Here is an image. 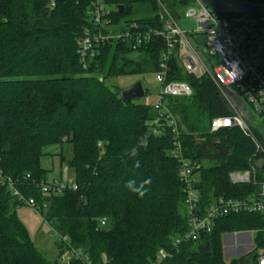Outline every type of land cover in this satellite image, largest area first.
<instances>
[{"label":"trees","instance_id":"trees-1","mask_svg":"<svg viewBox=\"0 0 264 264\" xmlns=\"http://www.w3.org/2000/svg\"><path fill=\"white\" fill-rule=\"evenodd\" d=\"M92 1L0 0V174L5 181L0 183V264H80L77 258L50 262L40 255L15 216L22 203L8 180L34 199V210L58 237L60 253H77L89 264H152L159 250L167 253L160 264H244V258L224 261L221 236L263 229L262 218H221L212 233L173 246L187 230L175 141L183 158L199 166L193 179L198 174L194 187L202 205L213 196L241 195L244 187L231 185L228 175L247 169L254 153L252 141L238 128L210 132L212 118L230 114L215 83L184 74L172 61L169 79L186 82L192 93L163 99L160 110L139 101L123 103L121 89L106 84L158 71L163 41L153 36L137 44L135 37L161 29L160 5L178 20L177 7L188 0H101L108 12L103 34L128 32L131 40L100 43L82 68L79 49L86 32L93 31ZM159 112L176 120L177 138L168 119L156 123ZM63 143L70 147V158L63 161L73 182L42 192L41 183L51 186L40 168L42 148ZM147 177L152 182L143 198L124 187L127 179Z\"/></svg>","mask_w":264,"mask_h":264},{"label":"built area","instance_id":"built-area-1","mask_svg":"<svg viewBox=\"0 0 264 264\" xmlns=\"http://www.w3.org/2000/svg\"><path fill=\"white\" fill-rule=\"evenodd\" d=\"M191 1L192 7L181 13L180 19L170 16L165 7L159 6L162 11V27L160 30L147 31L144 36L137 35L136 42L149 41L155 36L163 41V49L157 64L158 71L154 74V81L158 84L159 102L154 105L157 110L162 109V100L168 97H188L191 87L184 81L169 79L172 61L182 69L184 74L200 78L209 77L216 85L232 89L239 97L245 111L239 113L231 108L230 114L220 116L210 122V132L238 128L254 145V153L248 159V168L244 171L231 172L228 179L233 186L244 187L236 196H213L207 204L202 205L201 196L194 187L193 171L199 166L192 167L181 153L179 141H175L173 156L180 164L179 176L184 186V217L186 219V232L174 239L173 246L178 247L182 242L197 241L201 235L210 234L215 229L216 222L228 216H254L264 220V149L259 143L256 131L258 125L264 130V16L235 15L221 17L197 0ZM101 0H93L90 5L92 15L91 26L93 31H87L81 47L79 57L82 68H85L88 59L93 57L96 47L100 43L117 38L131 40L127 32L122 36L103 34V24H107L104 17L108 14L100 4ZM253 3H264V0H250ZM188 19L194 25L192 29L184 31L180 27V20ZM134 29L137 27L133 26ZM204 35L207 39L209 54L219 56V67L208 66L201 58L195 42L190 37ZM142 39V40H141ZM136 45L133 46L135 48ZM217 86V85H216ZM168 119L173 132L178 137L176 120L171 115L159 112L158 121ZM257 129V130H256ZM260 162L258 164L257 162ZM65 179V178H64ZM0 174V183H4ZM12 195L22 204L34 209L36 203L33 198L20 194L11 181H7ZM42 192L59 190L63 186L39 185ZM76 189V187H73ZM237 193V194H240ZM101 225L105 220L100 221ZM264 233L263 229L234 232L232 235H245L248 238V250L245 254L244 264H264V240L259 245L254 244V238ZM66 243V238H61ZM80 260V264H89L88 259L72 252ZM167 257V253L159 250L156 261L160 264ZM239 259V258H238Z\"/></svg>","mask_w":264,"mask_h":264},{"label":"rangeland","instance_id":"rangeland-1","mask_svg":"<svg viewBox=\"0 0 264 264\" xmlns=\"http://www.w3.org/2000/svg\"><path fill=\"white\" fill-rule=\"evenodd\" d=\"M192 2L187 1L186 5L177 7L182 13L189 7H192ZM137 7V6H135ZM180 27L182 30L187 31L192 29L194 25L190 23L188 19L180 20ZM189 40L195 42L198 47V52L203 59V61L210 67L216 68L220 65L219 56H212L209 54V49L207 47V39L204 35L196 36L195 38L190 37ZM140 82L148 93L144 96L140 103H144L150 106L156 105L159 102L158 90L159 86L154 81L153 73H148L145 75H127L120 76L113 79H109L106 84L116 85L120 89L129 88L135 83ZM215 119L212 118V120ZM211 120V121H212ZM257 127V139L264 149V130L256 125ZM254 132V131H252ZM70 158V147L68 144H53L42 148L41 157L39 160L40 168L44 172L45 182L52 186H63L65 183L71 186L73 182L72 170H68L64 164V160ZM258 164L261 163L258 161ZM264 166V164H263ZM66 173L65 179L63 177ZM198 180V174L195 175V180ZM15 216L18 221L25 228L28 237L33 242L35 248L40 253V255L47 261L53 262L60 259L62 262H69L76 259V255L68 251L60 253L58 249V244L60 243L57 235L51 228V226L46 223L43 218L32 208L22 204L16 207ZM258 236V235H257ZM178 238V237H177ZM175 238V239H177ZM264 240V233L262 237L254 242L258 245L260 240ZM174 240V239H173ZM248 238L245 235H223L221 236V249L223 259L226 263L238 258H245V254L248 250Z\"/></svg>","mask_w":264,"mask_h":264},{"label":"water","instance_id":"water-1","mask_svg":"<svg viewBox=\"0 0 264 264\" xmlns=\"http://www.w3.org/2000/svg\"><path fill=\"white\" fill-rule=\"evenodd\" d=\"M208 10L217 14H235V15H252L264 16V3H253L245 0H197ZM120 13L123 12V7H118ZM220 91L219 98L221 102L229 109L235 108L239 113L245 111L239 97L235 92L225 86L216 82ZM145 91L140 82L135 83L129 88L121 89L119 91V98L123 103L129 104L140 101L144 98ZM194 172V171H193ZM66 173L63 177L65 178Z\"/></svg>","mask_w":264,"mask_h":264},{"label":"clouds","instance_id":"clouds-1","mask_svg":"<svg viewBox=\"0 0 264 264\" xmlns=\"http://www.w3.org/2000/svg\"><path fill=\"white\" fill-rule=\"evenodd\" d=\"M130 155L134 157L136 155L135 151H132ZM151 182L152 181L150 177L141 179L139 181L136 179H127L124 183V187L137 198H143L147 194L149 190L147 186L150 185Z\"/></svg>","mask_w":264,"mask_h":264},{"label":"crops","instance_id":"crops-1","mask_svg":"<svg viewBox=\"0 0 264 264\" xmlns=\"http://www.w3.org/2000/svg\"><path fill=\"white\" fill-rule=\"evenodd\" d=\"M234 233V232H233ZM227 235H231V234H227ZM233 236V235H232ZM257 240V238H256V236H255V238H254V241H256Z\"/></svg>","mask_w":264,"mask_h":264}]
</instances>
